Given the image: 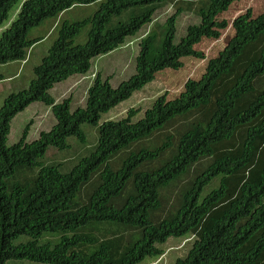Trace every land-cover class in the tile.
<instances>
[{
    "label": "trees",
    "instance_id": "trees-1",
    "mask_svg": "<svg viewBox=\"0 0 264 264\" xmlns=\"http://www.w3.org/2000/svg\"><path fill=\"white\" fill-rule=\"evenodd\" d=\"M240 1L0 0V29L19 10L0 37L1 65L26 61L46 38L31 40L32 28L76 6L99 3L90 18L55 22L57 38L34 67L29 86L0 107V264H141L162 253L157 244L188 234L196 238L175 264H264V11L253 16L247 9L236 17L232 40L199 79L187 80L178 98L162 95L137 122L130 109L100 125L102 114L158 72L179 70L188 56L204 59L196 46L221 38L229 22L218 17ZM168 2L176 12L162 29L151 27ZM184 12L196 21L176 44ZM88 27L87 42L76 45ZM143 27L151 29L136 37ZM135 37V73L118 86L98 73L85 105L75 110L70 99L49 95L69 76L87 74L94 58ZM34 103L48 107L55 123L28 143L30 123L9 146L12 120ZM84 124L99 131L89 155L70 167L41 162L49 147H70V138L87 144ZM161 133L160 145L132 149ZM185 175L183 184L176 183ZM216 179L218 185L203 196Z\"/></svg>",
    "mask_w": 264,
    "mask_h": 264
},
{
    "label": "rangeland",
    "instance_id": "rangeland-1",
    "mask_svg": "<svg viewBox=\"0 0 264 264\" xmlns=\"http://www.w3.org/2000/svg\"><path fill=\"white\" fill-rule=\"evenodd\" d=\"M185 8V7H183ZM99 9V3L89 6H76L63 12L59 19L45 20L40 26L32 28L29 33L31 40L40 38L46 35V38L35 44L28 54L27 62H11L9 64H0V75L5 79L0 80V107L3 106L4 100L12 93L19 92L29 86L34 78L33 69L38 65L46 56L48 49L57 38L56 25L59 26L64 23H76L92 17ZM247 9H251L253 16H257L264 11V0H242L233 4L230 9L221 14L218 18L220 20H227L229 26L222 32L219 40L204 39L199 45L196 46L198 51L205 54V58H196L188 56L183 58L184 66L179 70L166 68L156 74V78L151 82L145 84L138 91L134 92L131 97L116 107L111 109L105 114L101 115L100 125L103 122L122 119L126 117L128 110L133 109L136 111L135 116L132 117V122H137L143 117L146 109L150 108L154 101L162 95L167 97L168 101L175 100L184 91L185 83L189 78L199 79L206 71L208 61L216 57L221 50L229 44L235 35L233 29V21L239 15L243 14ZM18 7L14 8L10 14V19L4 24V28L0 29V37L2 32L9 27L11 22L16 19L18 15ZM176 12V5L167 3L160 12L156 15V21L151 26H156L162 29L167 18ZM125 21V20H121ZM196 18L189 12H184L178 18L179 31L175 39V43H179L180 38L186 34L187 27L195 23ZM57 22V24H54ZM151 28L143 27L136 37L141 36ZM89 27L84 29L78 37L75 38L76 45H84L88 40ZM135 38H128L124 45L100 58H94L92 67L87 74L71 75L64 81L56 84L50 89L49 95L56 101L60 102L63 99H70V108L75 110L78 107L85 105V99L90 84L98 73L101 77L108 78L113 87L118 86L122 81L128 79L135 73V57L139 52V42ZM134 41V42H132ZM132 42V43H130ZM264 83V78L260 80ZM31 123L27 142L31 143L36 140L41 132L48 131L55 123V119L51 111L42 103H34L19 113L11 123L10 135L8 136L7 144L11 146L21 140L24 129ZM82 130L88 136V143L81 144L75 141L76 139L70 138L67 140L70 147L63 150H56L49 147L45 155L41 158L43 164L62 163L64 162L67 167L77 164L81 157L89 155L98 143L99 131L98 127L88 124L82 126ZM164 133L155 134L154 137L146 141L135 144L132 149L136 150L141 146L151 148L154 145H160L164 138ZM263 143L264 135L259 138ZM127 151L119 152L116 158H122ZM63 171H68L64 170ZM192 176L194 172H191ZM189 178L188 175L181 177L176 183L183 184ZM219 179L214 180L204 191L203 196L214 189L218 185ZM172 196V193H169ZM196 236L188 234L183 237L168 238L162 244H157L162 253L157 257H147L141 264H175L178 258H184Z\"/></svg>",
    "mask_w": 264,
    "mask_h": 264
},
{
    "label": "crops",
    "instance_id": "crops-1",
    "mask_svg": "<svg viewBox=\"0 0 264 264\" xmlns=\"http://www.w3.org/2000/svg\"><path fill=\"white\" fill-rule=\"evenodd\" d=\"M60 17V16H59ZM59 19V18H58ZM55 24V23H54ZM111 54V53H110ZM108 55V54H107ZM106 56V55H105ZM28 60V59H27ZM27 60L26 61H23L22 63H24V62H27Z\"/></svg>",
    "mask_w": 264,
    "mask_h": 264
}]
</instances>
